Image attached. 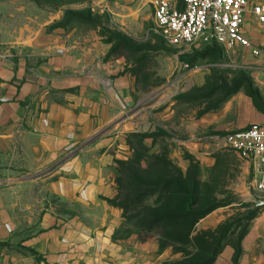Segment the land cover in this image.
Listing matches in <instances>:
<instances>
[{"label": "rangeland", "instance_id": "374dc122", "mask_svg": "<svg viewBox=\"0 0 264 264\" xmlns=\"http://www.w3.org/2000/svg\"><path fill=\"white\" fill-rule=\"evenodd\" d=\"M88 1L41 0L44 10L53 11ZM98 14L101 28L117 31L135 46L126 48L119 59L128 97L122 99L116 91L107 94L106 119L99 118L93 133L76 142L70 149L74 153L53 159H13L11 174H0V205L6 182L15 212L31 217L21 222L25 233L17 232L0 244L4 245L0 252L35 257L22 245L39 233L41 218L53 217L56 225H63L87 213L57 186L62 181L86 180L81 173L65 170L108 142L113 162L107 176L113 192L100 193L101 207L94 211L103 215L113 207L104 203L106 199L115 200L113 208L122 216L118 222L122 238L156 244L165 264H208L224 246H240L263 211L264 200L250 187V171L224 141L218 148L199 149L200 163L197 152L182 145L188 139L180 130L185 122L199 119L209 109L218 107V112L239 95L264 108V25L251 28V38L262 52L252 57L245 51L227 52L215 43L169 45L154 30L150 5L127 29L113 24L108 14ZM101 28L92 32L99 36ZM170 114L172 122L165 123ZM186 192L195 196L197 216L190 220L182 209ZM203 213L209 214L198 220Z\"/></svg>", "mask_w": 264, "mask_h": 264}, {"label": "crops", "instance_id": "0c3cea01", "mask_svg": "<svg viewBox=\"0 0 264 264\" xmlns=\"http://www.w3.org/2000/svg\"><path fill=\"white\" fill-rule=\"evenodd\" d=\"M152 2L89 0L80 5L71 2L53 11L28 0H0V51L7 56H0V174H11L13 159H53L74 153L70 149L76 142L93 133L99 118L106 119L110 110L103 104L107 94L116 91L120 98L128 97L120 58L106 61L111 46L78 24L54 28L64 21L66 12L91 8L108 14L113 24L127 29L138 21L147 5L153 13ZM252 22L247 27L251 40ZM171 114L165 123L172 122ZM250 125L264 126V109L239 95L218 112L185 122L180 132L188 140L181 143L195 152L218 148L225 135ZM110 148V143H103L85 156L88 159H73L65 172L81 173L86 180L62 181L57 186L87 213L63 225H56L53 217L41 218L39 233L22 245L36 256L4 250L0 252V264H165L166 257L159 254L156 244L122 238L118 230L122 216L115 208L105 207L108 211L103 215L94 211L100 206L99 194L110 196L113 192L107 176L113 162ZM194 154L200 162L202 155ZM243 166L251 173V189L264 200V193L256 188L252 166L245 161ZM3 189L0 244L8 243L17 232L25 233L21 222L31 220L15 212L11 194L5 192L6 182ZM261 205L263 211L243 238L236 264H264V201ZM235 254V248L228 245L213 264H235Z\"/></svg>", "mask_w": 264, "mask_h": 264}, {"label": "built area", "instance_id": "2783aa9c", "mask_svg": "<svg viewBox=\"0 0 264 264\" xmlns=\"http://www.w3.org/2000/svg\"><path fill=\"white\" fill-rule=\"evenodd\" d=\"M152 8L155 32L173 47L215 43L227 52L262 54L247 35L250 20L264 25L260 0H153ZM0 56L7 57L1 51ZM222 140L252 166L256 188L264 193V126L250 125Z\"/></svg>", "mask_w": 264, "mask_h": 264}, {"label": "trees", "instance_id": "16d2710c", "mask_svg": "<svg viewBox=\"0 0 264 264\" xmlns=\"http://www.w3.org/2000/svg\"><path fill=\"white\" fill-rule=\"evenodd\" d=\"M29 2L34 3L37 5L39 8H43V4L41 0H28ZM99 12L93 11L91 8H87L83 10L82 12H75V11H68L66 12L64 21L56 26L54 28H66L68 26H72L75 24H78L82 27L84 30H94L97 31L99 28H101L99 21L102 19L101 16L98 14ZM106 16V13L104 14ZM102 31L99 33V37L103 40V43L106 45L111 46V50L106 58V61L116 58H121L123 56V51L128 48V47H135L134 44L129 42L123 35L118 33L115 30H110L106 28H101ZM217 45V44H216ZM254 102V101H253ZM255 106L259 108L260 110H263L264 108L261 106H258L256 102H254ZM218 110V107L215 109H209L204 111L203 115L211 112H215ZM202 115V116H203ZM110 206L116 207V201L115 200H107L106 201ZM194 206H195V196L194 193L192 192H186L185 193V199L183 203V213L186 219L190 220L192 217L197 214L194 212ZM209 213H203L202 215L198 216V220L204 219ZM228 230L226 231V233ZM224 239H220V244ZM4 246V245H0ZM225 248V246L221 249H219L216 252L215 257L212 259V261L208 264H213L219 254L222 252V250ZM236 254H235V259L234 262L235 264L237 263V260L241 256V248L240 246L234 247Z\"/></svg>", "mask_w": 264, "mask_h": 264}]
</instances>
